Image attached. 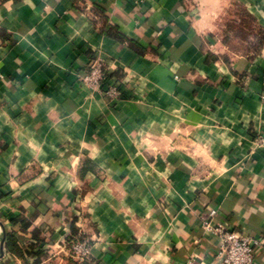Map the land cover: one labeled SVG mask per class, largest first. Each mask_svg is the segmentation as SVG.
<instances>
[{
	"label": "crops",
	"instance_id": "crops-1",
	"mask_svg": "<svg viewBox=\"0 0 264 264\" xmlns=\"http://www.w3.org/2000/svg\"><path fill=\"white\" fill-rule=\"evenodd\" d=\"M262 93L264 0H0V264H220L204 222L264 235Z\"/></svg>",
	"mask_w": 264,
	"mask_h": 264
},
{
	"label": "built area",
	"instance_id": "built-area-1",
	"mask_svg": "<svg viewBox=\"0 0 264 264\" xmlns=\"http://www.w3.org/2000/svg\"><path fill=\"white\" fill-rule=\"evenodd\" d=\"M78 80L100 92L109 101L121 97L118 79L109 74L108 68L97 54L89 57L87 66L78 76ZM261 98L264 100V93ZM214 213L215 211H211L210 216H214ZM203 228L221 240L218 254L220 264H254L257 251H264V235L242 236L226 229L222 224L213 225L209 221L203 223ZM62 243L63 247H66L67 255L75 264H87L91 261V241L84 231H79Z\"/></svg>",
	"mask_w": 264,
	"mask_h": 264
},
{
	"label": "trees",
	"instance_id": "trees-1",
	"mask_svg": "<svg viewBox=\"0 0 264 264\" xmlns=\"http://www.w3.org/2000/svg\"><path fill=\"white\" fill-rule=\"evenodd\" d=\"M72 236H73V235L71 234L68 238L70 239ZM8 240H9V242L12 240V238H11L10 235L8 236ZM74 264H75V263H74Z\"/></svg>",
	"mask_w": 264,
	"mask_h": 264
}]
</instances>
